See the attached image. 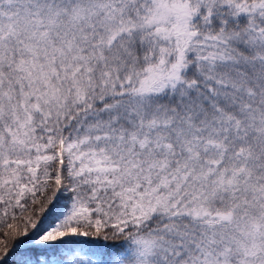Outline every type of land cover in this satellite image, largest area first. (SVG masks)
Listing matches in <instances>:
<instances>
[{
	"label": "snow or ice",
	"instance_id": "6c2138e0",
	"mask_svg": "<svg viewBox=\"0 0 264 264\" xmlns=\"http://www.w3.org/2000/svg\"><path fill=\"white\" fill-rule=\"evenodd\" d=\"M0 264H264V0H0Z\"/></svg>",
	"mask_w": 264,
	"mask_h": 264
},
{
	"label": "trees",
	"instance_id": "16d2710c",
	"mask_svg": "<svg viewBox=\"0 0 264 264\" xmlns=\"http://www.w3.org/2000/svg\"><path fill=\"white\" fill-rule=\"evenodd\" d=\"M28 245H25V247H27ZM18 258V257H17Z\"/></svg>",
	"mask_w": 264,
	"mask_h": 264
}]
</instances>
